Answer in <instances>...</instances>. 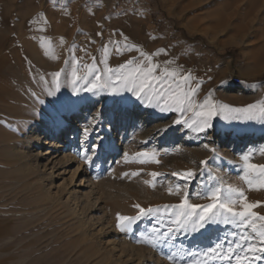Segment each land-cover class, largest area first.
I'll list each match as a JSON object with an SVG mask.
<instances>
[{
  "label": "rangeland",
  "instance_id": "obj_1",
  "mask_svg": "<svg viewBox=\"0 0 264 264\" xmlns=\"http://www.w3.org/2000/svg\"><path fill=\"white\" fill-rule=\"evenodd\" d=\"M252 3L247 18L230 20L234 9L245 14L246 5ZM45 39L50 47L42 43ZM109 40L134 45L130 52L110 54V66L137 57L135 48H139L153 55L161 67L172 61L171 68L190 72L200 85V100L211 95L217 104L232 108L264 101V0H0V264H170L168 248L138 242L142 233L151 230V217L138 222L132 233H122L117 227L118 213L136 215L133 204L148 207L179 202L164 188L153 191L146 186L143 180L150 179L146 173L196 168L204 159L213 164V153L203 147L207 143L218 150L215 162L226 163L229 155L233 157V166L223 178L243 186L237 179L240 154L264 148V120L218 117L214 127L198 138L182 125H173L159 135L157 130L171 124L178 114L153 111L154 118L144 119L145 112L152 110L142 107L130 94L77 96L63 75L58 97L43 94L47 86L40 77L51 80L54 72H69L66 61L70 49H78L75 55L85 63H91L92 56L99 63L104 58L102 48L111 47ZM234 78L242 84L236 86ZM32 92L44 103H38ZM81 106L90 112L100 109L106 117L87 141L79 131L85 122L83 115L60 140L57 154L49 148L38 149L39 170L21 164L15 155L9 157L11 147L21 146L20 140L31 133L38 119L49 122L58 110L64 113ZM136 107L144 112L136 114ZM127 115L131 120L121 124L124 132H114V143L106 141L107 134L115 129L110 126ZM74 127L78 130L75 135ZM221 134L225 139L218 143ZM231 135L253 140L244 144L240 140L230 149ZM95 145L100 147L89 166L77 153L82 146ZM117 145L121 151L112 159ZM153 148L158 150V165L122 159L124 152L131 156ZM253 159L264 163L259 151H254ZM137 169L144 170L142 177L122 176ZM90 173L96 175L98 204L94 211L79 215L84 206L80 196L90 190ZM199 183L201 180L194 181L193 188ZM246 194L252 202L264 201V190ZM256 211L264 214V209ZM218 234L223 235V229ZM124 238L142 248L144 258L123 251L120 240ZM208 243L206 238L183 234L174 241L176 247L185 250Z\"/></svg>",
  "mask_w": 264,
  "mask_h": 264
},
{
  "label": "snow or ice",
  "instance_id": "obj_2",
  "mask_svg": "<svg viewBox=\"0 0 264 264\" xmlns=\"http://www.w3.org/2000/svg\"><path fill=\"white\" fill-rule=\"evenodd\" d=\"M97 35L102 36L103 33ZM42 43L46 47L51 46L46 39ZM60 43L64 44L65 41L61 39ZM109 45L111 47L102 48L104 58L99 63L95 56L91 57V63H85L75 55L78 49H70L69 60L66 61L70 71L54 72L51 80L41 76L40 80L47 86L43 94L58 97L62 75L70 82L72 92L77 96L84 93L112 97L130 94L145 109L161 114H178L171 124L157 130L159 135H163L173 125H182L198 138L214 127V120L218 117L228 121L264 120V101L232 108L217 104L211 95L200 100V85L193 81L190 72L171 68L172 61L161 67L153 55L142 49L135 48L139 53L137 57L115 67L110 66V54L122 55L132 51L134 45L112 40H109ZM84 51L87 55V49ZM31 95L38 103H44L36 92ZM114 103H119V100ZM105 118L104 111L100 109L90 112L79 130L81 138L87 141ZM65 121L66 117L60 109L55 117L50 118L48 127L62 129ZM98 147L82 146L77 155L91 166ZM203 147L213 153L212 163H215L219 158L218 150L207 143ZM254 151L264 155V148H261L250 149L239 157L241 163L238 165L240 171L237 179L243 182V186L226 182L222 176L214 174L212 164L207 159L199 161L196 168L171 173L147 172L150 179L143 180L146 186L153 191L164 188L168 195L177 197L179 202L148 207L133 204L136 215L117 214L118 229L125 234L132 233L138 222L151 217L154 221L151 230L142 233L138 242L153 248H168L166 259L170 264H264V214L256 211L264 209V201L252 202L246 194L248 191L264 190V163L254 162ZM122 159L141 165L161 163L155 148L143 149L131 156L124 152ZM110 171L114 172L115 169ZM142 174L144 170L137 169L124 172L122 176L130 179L142 177ZM196 180H201V183L193 188ZM221 229L223 235L218 234ZM181 234L203 237L209 243L204 247L198 245L196 249L185 250L182 246L174 245Z\"/></svg>",
  "mask_w": 264,
  "mask_h": 264
},
{
  "label": "bare ground",
  "instance_id": "obj_3",
  "mask_svg": "<svg viewBox=\"0 0 264 264\" xmlns=\"http://www.w3.org/2000/svg\"><path fill=\"white\" fill-rule=\"evenodd\" d=\"M246 6H247V8L249 6V8H248V10H245V14L240 13L238 10L239 8L234 9L231 12V14H229L230 20H234V17H236V18H238V17L245 18L246 17L247 18L246 15H250V13H251L250 11H251V9H253V7H252L253 3L251 5L247 4ZM242 21H243V19H242ZM238 27H241V24H239L237 26V29L240 30ZM90 111H91V109H86V107H83V106H81L79 108H74V109L69 110V111H65L64 113H62L66 117L65 126L62 129H54V130L50 129L48 127V124H49L48 121L44 120V118L38 119L35 123H33L31 133L25 134V136H23L22 139L20 140L21 146L17 145V146L11 147V154H9L10 155L9 157H13V155H15L16 157L19 158V162L21 161V164L23 163V165H26V166L30 165V166H33L36 169H38L39 158H40V153L37 152L38 149L44 150L46 148L47 149L49 148L52 151H55V152H53L54 154L55 153L57 154L58 149L61 146L60 140L63 138V136H65L68 133V131L72 127V125H75L76 123H78L80 116L84 115L85 117H88ZM93 111H95V109ZM143 112H144V109H142L140 107H136V114H140V113L142 114ZM134 116H136V115H134ZM154 117H155V115H154L153 111L145 112L144 119H152ZM134 119H135V117H134ZM128 120H131V115H127L126 118H123L122 120H120L121 122L117 121L116 125H114V126L111 125L109 129H112L114 127H115V129H114V131L107 134L108 139L106 141H108L109 143H112V142L114 143V141H115L114 132H119V131L122 132L124 129L122 130L121 124H123V126H124V124H126L128 122ZM140 123H142V121ZM77 131H78L77 128L74 127L72 134L73 135L77 134ZM214 132H216V131L214 130ZM209 137L212 138L213 136L211 135ZM151 138L153 139V138H155V136L152 135ZM161 138H162V136L158 137L157 139H161ZM120 139H121L120 142L122 143L123 142L122 136H120ZM223 139H225V136L223 134H221L218 138V143H220V141ZM228 140L230 141V142H228L230 149H234L235 146L238 144L237 143L238 141L242 140L241 142L244 144V143L249 142L250 140H253V139H251V137H244V138L240 139L237 136L231 135V136H229ZM120 151H121V146L117 145L116 150L113 152V155H116V156L112 157V159L118 157V154ZM232 160H233V157L231 155H229L227 158L228 162H226V163L215 162L212 164V167L214 170H216V172H219L220 174H222V177H223L226 175L227 170H229L233 166ZM80 166H78V168ZM28 171H30V170H28ZM85 174H87V172ZM94 176H96V175L93 173H90L87 175V178L90 181V190L81 194V196H80L81 203L84 204V206L82 205L83 209L81 208L82 212L79 215L85 214L86 210L91 211V210L95 209L96 205L98 204V197L96 196V192H95V181H94L95 177ZM43 179H44V177H43ZM75 214H77V212ZM85 224H87V223H85ZM115 238H117V237H115ZM120 241H121L120 245H121L123 251H127L132 256H139L140 259L144 258V254H143L144 250L142 248H140V247L136 248L132 243L130 244L125 238L123 240H120Z\"/></svg>",
  "mask_w": 264,
  "mask_h": 264
},
{
  "label": "built area",
  "instance_id": "obj_4",
  "mask_svg": "<svg viewBox=\"0 0 264 264\" xmlns=\"http://www.w3.org/2000/svg\"><path fill=\"white\" fill-rule=\"evenodd\" d=\"M233 80H234V83H235L236 86L242 84V82H241V80L239 78H234Z\"/></svg>",
  "mask_w": 264,
  "mask_h": 264
}]
</instances>
